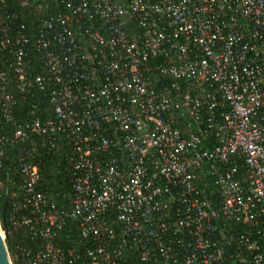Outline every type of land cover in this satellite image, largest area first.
Here are the masks:
<instances>
[{
	"label": "built area",
	"instance_id": "1",
	"mask_svg": "<svg viewBox=\"0 0 264 264\" xmlns=\"http://www.w3.org/2000/svg\"><path fill=\"white\" fill-rule=\"evenodd\" d=\"M12 1V264H264V0H70L34 20L33 42ZM39 92L48 108L19 123V98ZM43 155L69 209L41 187Z\"/></svg>",
	"mask_w": 264,
	"mask_h": 264
},
{
	"label": "trees",
	"instance_id": "2",
	"mask_svg": "<svg viewBox=\"0 0 264 264\" xmlns=\"http://www.w3.org/2000/svg\"><path fill=\"white\" fill-rule=\"evenodd\" d=\"M70 0H38L33 2L29 7L20 8L18 6L19 0H13L12 3L20 12L19 23L24 25L25 33L30 37L31 42L35 39V29L34 20L39 16L43 17L47 14H53L62 9L67 2ZM42 4L43 8L41 12H37L36 5ZM31 56L35 58V53H31ZM38 66L35 65V71L37 72ZM31 105H36L40 108L47 109V100L43 96V93H36L33 97L19 98L17 110L14 113V118L18 120L19 123L29 119L30 107ZM41 117L47 116V113L42 114ZM5 170L0 173V224L2 229L10 230L9 218L13 212V207L10 204V193L12 190H16L17 185L16 178L11 173V168L14 166L15 162V150L11 147L6 148L5 153ZM55 158H53V161ZM51 161V156L42 157V176H41V187L45 188L51 195L54 203L60 209H69L70 207V186L64 176L58 175L54 167V163ZM18 215V213H17ZM6 246L8 252L11 254L13 245L11 240H6ZM234 248L232 241L230 250Z\"/></svg>",
	"mask_w": 264,
	"mask_h": 264
},
{
	"label": "water",
	"instance_id": "3",
	"mask_svg": "<svg viewBox=\"0 0 264 264\" xmlns=\"http://www.w3.org/2000/svg\"><path fill=\"white\" fill-rule=\"evenodd\" d=\"M5 239L6 233L0 225V264H12Z\"/></svg>",
	"mask_w": 264,
	"mask_h": 264
},
{
	"label": "rangeland",
	"instance_id": "4",
	"mask_svg": "<svg viewBox=\"0 0 264 264\" xmlns=\"http://www.w3.org/2000/svg\"><path fill=\"white\" fill-rule=\"evenodd\" d=\"M1 225V224H0Z\"/></svg>",
	"mask_w": 264,
	"mask_h": 264
}]
</instances>
